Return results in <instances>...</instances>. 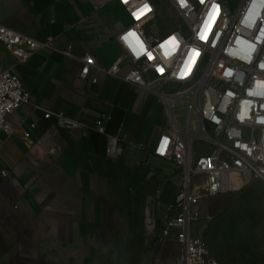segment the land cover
Returning a JSON list of instances; mask_svg holds the SVG:
<instances>
[{"label": "crops", "instance_id": "crops-1", "mask_svg": "<svg viewBox=\"0 0 264 264\" xmlns=\"http://www.w3.org/2000/svg\"><path fill=\"white\" fill-rule=\"evenodd\" d=\"M0 22L38 41L53 38L52 48L26 64L0 44L2 64L31 94L8 118L11 135L0 134V264L176 258L179 244L159 240L160 212L174 199L180 171L153 154L168 127L158 96L104 74L93 84L95 73L82 78L81 64L61 52L71 46L76 58L88 54L111 66L121 56L118 35L130 24L125 10L116 0H0ZM46 111L87 126L109 112L107 132L128 136L122 155L108 160L104 135L62 128L55 116L44 118ZM25 133L33 146L25 145Z\"/></svg>", "mask_w": 264, "mask_h": 264}, {"label": "built area", "instance_id": "built-area-1", "mask_svg": "<svg viewBox=\"0 0 264 264\" xmlns=\"http://www.w3.org/2000/svg\"><path fill=\"white\" fill-rule=\"evenodd\" d=\"M116 1L130 19L118 35L119 59L103 67L91 55L76 58L71 46L61 52L81 64L82 78L95 73L93 84L99 74L117 78L157 95L166 111L168 127L153 154L177 168L180 180L174 199L160 212L159 240H174L180 252L172 260L156 258L151 264H220L194 224L204 200L238 191L254 180L264 182V0H240L234 9L227 0H165L177 26L158 36L148 28L159 16L175 20L171 13L160 12L154 0ZM52 42L0 22V44L17 64L52 48ZM30 103L31 94L19 75L0 58V134L11 135L9 116ZM180 105L186 111L182 121L176 111ZM53 116L62 128L94 129L104 135L108 160L122 155L128 136L107 132L109 112H102L93 126L63 112L46 111L44 118ZM24 143L35 144L30 133H25ZM1 174L8 176L5 170Z\"/></svg>", "mask_w": 264, "mask_h": 264}, {"label": "rangeland", "instance_id": "rangeland-1", "mask_svg": "<svg viewBox=\"0 0 264 264\" xmlns=\"http://www.w3.org/2000/svg\"><path fill=\"white\" fill-rule=\"evenodd\" d=\"M154 1L160 12L174 14L165 0ZM227 1L234 9L240 0ZM172 17L159 16L148 30L155 36L169 31L177 26ZM176 111L182 121L185 106ZM194 228L220 264H264V182L254 180L238 191L204 200Z\"/></svg>", "mask_w": 264, "mask_h": 264}, {"label": "snow or ice", "instance_id": "snow-or-ice-1", "mask_svg": "<svg viewBox=\"0 0 264 264\" xmlns=\"http://www.w3.org/2000/svg\"><path fill=\"white\" fill-rule=\"evenodd\" d=\"M181 3L183 4L184 3V0H181ZM145 9H148V5H145ZM148 10H150V9H148ZM262 67H264V65H262Z\"/></svg>", "mask_w": 264, "mask_h": 264}]
</instances>
